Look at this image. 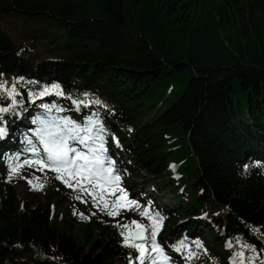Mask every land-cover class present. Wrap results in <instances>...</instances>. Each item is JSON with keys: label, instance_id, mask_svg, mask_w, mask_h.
I'll return each mask as SVG.
<instances>
[{"label": "trees", "instance_id": "trees-1", "mask_svg": "<svg viewBox=\"0 0 264 264\" xmlns=\"http://www.w3.org/2000/svg\"><path fill=\"white\" fill-rule=\"evenodd\" d=\"M5 81L16 103L0 91V264H140L119 223L66 208L55 188L38 203L17 193L19 153L45 159L37 128L66 119L92 127L80 135L93 148L103 129L104 165L163 218L167 260L144 264L264 261V0H0Z\"/></svg>", "mask_w": 264, "mask_h": 264}, {"label": "snow or ice", "instance_id": "snow-or-ice-1", "mask_svg": "<svg viewBox=\"0 0 264 264\" xmlns=\"http://www.w3.org/2000/svg\"><path fill=\"white\" fill-rule=\"evenodd\" d=\"M5 86L0 84V88ZM58 85H54L53 88H58ZM51 90L45 88L39 95L46 96L50 94ZM8 96L13 98V104L15 101V88L13 87L9 91ZM57 95L62 93L57 92ZM99 103V101H97ZM45 109H48V105H42ZM8 108H0V113L8 112ZM37 121H34V123ZM39 123L47 124L45 121H39ZM64 128H57L56 131L48 130L47 127L40 129L37 135L40 137V142L43 144V151L46 154L45 159L36 160L35 162H29L34 165L40 166L41 169L48 168L52 172L56 173V179L62 181L69 188L75 186L80 192H88L93 196V202L102 204V211L106 210V214L109 216H119L122 210L139 211L141 205L134 199L128 198V193L123 189L117 187L119 184V176H113L112 167H104L106 158L101 154L105 151L103 136H100L99 132L103 129L100 128L97 132V137L100 143L97 147H89V154L77 150L70 146V141H78L80 144L89 145V141L92 137L81 136L80 132L87 131L92 132V127L82 129L76 125L74 121L64 120ZM93 121H89L92 125ZM7 135L6 128L0 127V138ZM29 143L32 141L29 140ZM119 143L118 141H116ZM32 151L36 152L37 149L33 148ZM15 172L16 169H13ZM119 192L120 195L116 196V199L109 204V201L105 199V193L116 195ZM80 197L77 196V199ZM141 216H146L151 224L145 225L133 220L131 225L125 224L122 227L125 231L121 232V236L124 237V242L127 246L137 249L140 264H144V260L148 258L146 255L147 249L144 243H136L137 240L149 241L151 244V251L156 252L161 256L163 260H167V257L163 256V249L158 243H156L157 233L162 225L163 218L159 213L154 215L149 214L148 209L139 211ZM134 226V228H133ZM148 233V235H146ZM231 246V245H229ZM238 257H242L243 253H237ZM152 264H156L155 258H152ZM264 264V261L261 262Z\"/></svg>", "mask_w": 264, "mask_h": 264}, {"label": "rangeland", "instance_id": "rangeland-1", "mask_svg": "<svg viewBox=\"0 0 264 264\" xmlns=\"http://www.w3.org/2000/svg\"><path fill=\"white\" fill-rule=\"evenodd\" d=\"M9 27L12 28V30L14 32H17L19 30H22V25L20 22L18 21H12L8 23ZM42 49H44L45 47H41ZM2 85H4V88H0V91L3 92H9L10 91V87L7 83V81H5ZM38 96L40 98H42L43 96H40L38 94ZM26 122V124L31 127L32 124H29V122L27 120H24ZM42 121V120H41ZM41 124V123H40ZM45 125V124H44ZM42 128H37V130L39 131ZM26 136H30V134H25ZM37 138L39 137L38 135H35ZM36 138V139H37ZM25 142L22 138H20L19 143L20 146L22 145L23 142ZM187 143L182 141L180 146H181V150H185V148L187 147ZM89 147L90 144L87 146V151H85L84 153L89 154ZM1 153V151H0ZM37 154V153H36ZM46 155V154H45ZM38 158V157H37ZM37 158H33L30 155H26L23 153H19L17 159L19 161H21L23 164H26V169L23 171V177L24 179L21 180L18 184H17V193L24 198H28V199H32L33 201H35V203H38L40 200L45 199V194L44 192L47 191V189L51 188L52 191H54V188L56 189L55 192V200L57 202H62L63 205L67 208L71 206V203L73 201H75L76 205L79 206L83 212L86 211V209H89L90 211H92L93 213H95L98 217H100L102 220L105 221H114L116 223L120 224V229L122 231H125V229L122 227V225L128 224L131 225V222L133 220L135 221H140V219H144L147 220L150 224L151 221L146 217V216H141L139 214V211H143L141 208L139 211L137 210H133V211H128V210H122L120 212L119 216H109L106 214V210H101L103 205L102 204H98V203H94L93 202V196L88 193V192H80L77 190L76 186H75V182L73 181L74 187L69 188L67 185H65L62 181L56 179V173L52 172L50 169L48 168H44L41 169L40 166L38 165H34L32 163L29 162H35L36 160H40ZM196 157L193 156L191 159H189L188 162H185L184 165L188 166L189 164L191 166H194V162H195ZM170 168V167H169ZM172 171L174 170V167H171ZM170 169V170H171ZM44 174L46 175V178H44L43 180H39L41 178H43ZM185 177H183V179L180 181L181 186L186 189L187 192H189L191 190L190 186L185 182ZM36 181V182H35ZM49 182H52V184H49ZM137 181H141V180H137ZM47 183V184H46ZM141 184L143 186L145 185V181L141 182ZM120 188H123L122 186ZM127 193H128V198L129 199H134L137 201V199L133 198L131 196V193L124 189ZM120 193L117 192L116 195H111L109 193H105V199L109 201V204L111 205V202L114 201L116 199V196H119ZM77 196H79L80 198L77 199ZM138 202V201H137ZM166 203L168 206L170 207H174L177 205V200H175V198L171 197V196H167V200ZM210 204V213L208 214V218L211 219V217L217 212V208L218 206L215 205L214 203H208ZM149 210V214L153 215L150 211L149 208H146ZM163 225L164 222L162 220V225L160 227V230L158 231V233L163 229ZM97 233H100L99 229H96ZM157 233V235H158ZM142 243H146L142 242ZM145 247L147 249V253H154L151 251V244L150 242L145 244ZM158 256V255H156ZM159 260H163L160 257H158ZM162 264H165V262H163Z\"/></svg>", "mask_w": 264, "mask_h": 264}, {"label": "water", "instance_id": "water-1", "mask_svg": "<svg viewBox=\"0 0 264 264\" xmlns=\"http://www.w3.org/2000/svg\"><path fill=\"white\" fill-rule=\"evenodd\" d=\"M146 235H147V233H146ZM136 242H142V241H140V240H137Z\"/></svg>", "mask_w": 264, "mask_h": 264}]
</instances>
